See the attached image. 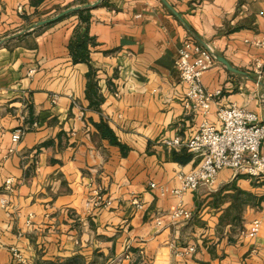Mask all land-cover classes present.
Here are the masks:
<instances>
[{
    "label": "crops",
    "instance_id": "1",
    "mask_svg": "<svg viewBox=\"0 0 264 264\" xmlns=\"http://www.w3.org/2000/svg\"><path fill=\"white\" fill-rule=\"evenodd\" d=\"M84 4H95L78 8H89L86 25L71 10L4 40ZM83 27L88 61L74 62L67 44ZM262 34L264 0H0V264H21L10 247L22 264H264V176L222 168L178 197L176 173L201 156L164 143H183L203 119L218 126L229 104L264 122V47L251 43ZM185 39L239 71L215 57L202 74L206 116L183 104ZM96 187L109 206H86ZM179 201L188 220L168 217Z\"/></svg>",
    "mask_w": 264,
    "mask_h": 264
},
{
    "label": "built area",
    "instance_id": "2",
    "mask_svg": "<svg viewBox=\"0 0 264 264\" xmlns=\"http://www.w3.org/2000/svg\"><path fill=\"white\" fill-rule=\"evenodd\" d=\"M20 6L17 9L20 10ZM255 46L264 47V34L251 41ZM215 54L208 47L185 39L178 49L175 68L179 79L186 86L183 104L194 111L206 116L210 111L211 94L202 85V74L215 63ZM32 70H29L31 72ZM51 103H55L56 95H51ZM216 118L218 126L208 123L203 119L197 129L183 143L178 137L165 140L167 146L175 147L184 145L193 154L201 156V162L197 167L188 172H177L176 178L179 187L173 190L180 197L184 191H193L200 185L212 186L217 173L222 168H229L235 173L245 174L251 179L261 180L264 176V155L260 151L261 142L264 139V122L252 111L235 104L217 107ZM24 128H17L10 133L12 143L17 142ZM11 151V148H9ZM11 179L5 180V187L10 188ZM150 188L154 183L149 184ZM132 205L136 209L142 208L141 202L133 197ZM1 204H7L1 200ZM111 204V200L103 193L102 187L93 189V196L86 203L87 207L104 208ZM171 219L188 220L191 212L185 209L179 201L175 210L168 215ZM155 224L161 225L162 218L156 217ZM29 222V221H27ZM260 222L255 219L251 223L249 235H254L259 230ZM11 263H24L25 260L15 247H10ZM186 252H193V246H189Z\"/></svg>",
    "mask_w": 264,
    "mask_h": 264
},
{
    "label": "trees",
    "instance_id": "3",
    "mask_svg": "<svg viewBox=\"0 0 264 264\" xmlns=\"http://www.w3.org/2000/svg\"><path fill=\"white\" fill-rule=\"evenodd\" d=\"M71 13L76 14L79 21L86 25L89 19V8H81ZM91 43V38L87 35L85 27L82 29H75L71 36L67 49L72 61L74 62H87L88 61V48L87 45ZM108 131V129H106Z\"/></svg>",
    "mask_w": 264,
    "mask_h": 264
},
{
    "label": "water",
    "instance_id": "4",
    "mask_svg": "<svg viewBox=\"0 0 264 264\" xmlns=\"http://www.w3.org/2000/svg\"><path fill=\"white\" fill-rule=\"evenodd\" d=\"M94 5L95 4H84L83 6H76V7L67 9L65 11L59 12L58 14H56L55 16H53L51 18H46V19L38 20V21L32 23L27 29H25L23 31H20V32H18L16 34H13L11 36H7L6 38H4V40H8V39L14 38V37H16V36H18V35L26 32V31L32 30V29H34V28H36L38 26H42V25L47 24V23H49V22H51L53 20H56L57 18L61 17L62 15H64L65 13H67V12H69L71 10H77L80 7H91V6H94ZM165 5L167 6V8H169L171 10V12H173L175 14V11L167 3H165ZM215 57H216V59L218 61H220L222 64H224V66L227 69H229V70H231L233 72H239L238 70H236L235 68H233L232 66H230V64L224 58H222L220 56H217V55H215Z\"/></svg>",
    "mask_w": 264,
    "mask_h": 264
},
{
    "label": "rangeland",
    "instance_id": "5",
    "mask_svg": "<svg viewBox=\"0 0 264 264\" xmlns=\"http://www.w3.org/2000/svg\"><path fill=\"white\" fill-rule=\"evenodd\" d=\"M39 19H41V18H37V20H39ZM10 33H15L14 31H12V32H10ZM26 33V32H25Z\"/></svg>",
    "mask_w": 264,
    "mask_h": 264
}]
</instances>
